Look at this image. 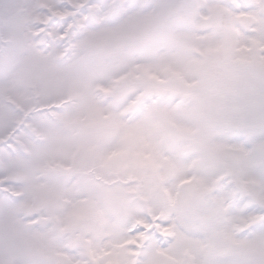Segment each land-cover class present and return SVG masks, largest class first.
I'll use <instances>...</instances> for the list:
<instances>
[{
	"label": "snow or ice",
	"instance_id": "snow-or-ice-1",
	"mask_svg": "<svg viewBox=\"0 0 264 264\" xmlns=\"http://www.w3.org/2000/svg\"><path fill=\"white\" fill-rule=\"evenodd\" d=\"M0 264H264V0H0Z\"/></svg>",
	"mask_w": 264,
	"mask_h": 264
}]
</instances>
